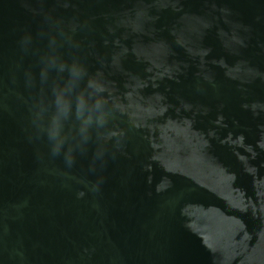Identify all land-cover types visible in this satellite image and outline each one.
Masks as SVG:
<instances>
[{"label":"water","instance_id":"obj_1","mask_svg":"<svg viewBox=\"0 0 264 264\" xmlns=\"http://www.w3.org/2000/svg\"><path fill=\"white\" fill-rule=\"evenodd\" d=\"M0 264H264V0H0Z\"/></svg>","mask_w":264,"mask_h":264}]
</instances>
